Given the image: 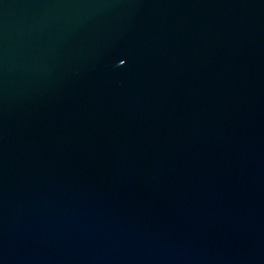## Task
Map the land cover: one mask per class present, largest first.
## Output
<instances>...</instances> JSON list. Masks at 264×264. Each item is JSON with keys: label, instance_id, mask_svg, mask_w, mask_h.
Returning a JSON list of instances; mask_svg holds the SVG:
<instances>
[{"label": "water", "instance_id": "obj_1", "mask_svg": "<svg viewBox=\"0 0 264 264\" xmlns=\"http://www.w3.org/2000/svg\"><path fill=\"white\" fill-rule=\"evenodd\" d=\"M0 264H264V0H0Z\"/></svg>", "mask_w": 264, "mask_h": 264}, {"label": "snow or ice", "instance_id": "obj_2", "mask_svg": "<svg viewBox=\"0 0 264 264\" xmlns=\"http://www.w3.org/2000/svg\"><path fill=\"white\" fill-rule=\"evenodd\" d=\"M122 62V61H121Z\"/></svg>", "mask_w": 264, "mask_h": 264}]
</instances>
